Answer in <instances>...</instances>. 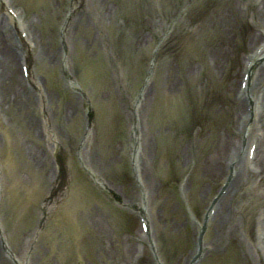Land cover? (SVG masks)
Instances as JSON below:
<instances>
[{
    "label": "rangeland",
    "instance_id": "374dc122",
    "mask_svg": "<svg viewBox=\"0 0 264 264\" xmlns=\"http://www.w3.org/2000/svg\"><path fill=\"white\" fill-rule=\"evenodd\" d=\"M9 1L36 41L30 77L22 76L21 52L14 59L11 80L22 88L0 85V264H188L199 243L220 234L217 219L203 237L197 229L216 200L239 237H226L197 264H264V182L243 176L226 194L233 168L216 179L195 159L178 160L184 142L203 161L220 133L232 134L229 107L257 32L250 11L215 71L210 51L221 36L212 17L221 1L104 0L105 19L90 0ZM69 18L80 22L65 36ZM40 40L63 62L44 59ZM17 91L28 97L15 101ZM241 144L248 151L249 141ZM61 157L71 175L63 182ZM144 210L153 247L139 237Z\"/></svg>",
    "mask_w": 264,
    "mask_h": 264
},
{
    "label": "bare ground",
    "instance_id": "6f19581e",
    "mask_svg": "<svg viewBox=\"0 0 264 264\" xmlns=\"http://www.w3.org/2000/svg\"><path fill=\"white\" fill-rule=\"evenodd\" d=\"M92 2L93 7L91 8L95 11H100V15H103V19H105V14L108 13V9L106 5L104 6V0H90ZM225 3L222 9H219L216 13L213 14L212 23L216 27V29L220 32L221 43L214 47L210 51V65L215 71H220L226 64V59L230 57L231 48L229 44H231L234 40V36L232 32L235 30L236 22L242 20L243 17L246 16L248 11L252 14L253 22L255 23V28L257 32H254L250 38V45H254L253 48L257 47L256 53L253 55H249L247 59H245L244 70L247 72L248 69L253 68L254 60L257 58H264V0H241L238 4H236L235 0H232V5L230 7L226 6L227 0H218ZM50 3L53 5L54 3L50 0ZM73 10V9H72ZM91 11L86 10V15L91 16ZM73 14V12L71 13ZM80 22V21H79ZM79 22H75L71 20L67 21L64 24L63 29L66 34L69 31H72V28L76 26ZM19 26H23V23L18 24ZM25 25V24H24ZM17 27L19 35L22 33V29ZM13 24L10 21L9 17H5L4 15L0 18V85L1 87L8 88H22V85H19L18 82L11 80V72L16 69L14 65V59L17 53L21 52L20 45L17 43L15 36L12 32ZM29 33H27L26 38L24 39H32V43L36 41V34L32 31L31 26H29ZM27 31V28H26ZM28 32V31H27ZM35 39V41L33 40ZM49 39V38H46ZM40 40V45H42V51H44V59L49 62L55 64L53 60L57 63H62V59L58 55V50L50 51V48L45 43L42 44ZM50 44V39H49ZM67 46V44H65ZM229 47V48H228ZM254 51V50H253ZM59 49V53H60ZM251 67V68H250ZM15 73L12 72L14 76ZM23 76V75H22ZM24 78V77H23ZM264 61L260 64L257 74L254 72L252 75V82L249 80L248 85L249 88L237 89V93L232 100V105L229 107V113L232 112V120L230 122V126L228 127L232 134L220 133L221 136L217 142V147L214 149L212 153L206 155L203 159H200V155L198 156L194 145L190 142H184L182 144L181 150L178 156V160L183 162V164L188 165L194 159L196 160V165H201V168L204 169L205 174H207L210 178H216L220 175L222 177H226L229 174V168L232 166L235 169V178L232 180L231 185L228 189V193L232 192V190H237L240 186V181L245 178H254L260 179L264 182V156L262 155V150L264 147V138L261 137L257 132H255L254 128L264 127ZM263 84V85H262ZM263 88H259V87ZM234 90V86L232 85L228 93ZM258 95H255L256 91H258ZM29 92L17 91L15 94V101H22L24 97H28ZM148 94V93H147ZM252 102V115L254 117L253 121V129L249 135L245 134V127L247 121L249 120L248 111H247V101L248 99ZM71 113L69 115H75L78 111V107L76 105L71 106ZM68 111V110H67ZM238 123L235 126V123ZM259 128V129H260ZM247 138V141L252 145H256L255 157L253 160V169L249 168V156H246V152H243L241 139ZM254 138L256 142H254ZM209 153V151H208ZM250 170V171H248ZM253 170V172H251ZM146 190L148 191V198H150L155 190V184L151 180H147L146 182ZM204 192V191H203ZM224 205L219 202L218 206L215 208V213L213 215V220L217 219V229L220 234L217 238H213L210 242L202 247V251L204 253L211 252L213 248L220 246L224 241L223 239L231 238L236 239L238 236L237 228L235 226H229V218L223 216ZM145 222L146 219L150 221L149 213L144 214ZM148 217V218H147ZM152 220V218H151ZM203 225L202 223L200 224ZM239 226V225H238ZM144 237L141 232L140 238ZM226 238V239H227ZM148 239V238H147ZM151 239V235H150ZM143 240H146L143 238ZM152 242L154 241V236L152 235ZM222 241V242H221ZM132 246V245H131ZM132 252V248H127L128 259H130V254ZM203 253V254H204ZM196 254L191 253L189 259ZM128 262V260L126 261Z\"/></svg>",
    "mask_w": 264,
    "mask_h": 264
}]
</instances>
